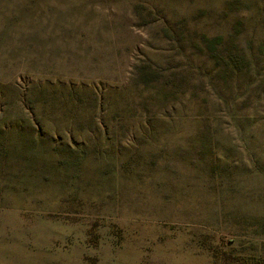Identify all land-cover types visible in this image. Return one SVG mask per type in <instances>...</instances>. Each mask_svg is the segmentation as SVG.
I'll list each match as a JSON object with an SVG mask.
<instances>
[{"label":"rangeland","instance_id":"rangeland-1","mask_svg":"<svg viewBox=\"0 0 264 264\" xmlns=\"http://www.w3.org/2000/svg\"><path fill=\"white\" fill-rule=\"evenodd\" d=\"M0 264H264V0H0Z\"/></svg>","mask_w":264,"mask_h":264}]
</instances>
